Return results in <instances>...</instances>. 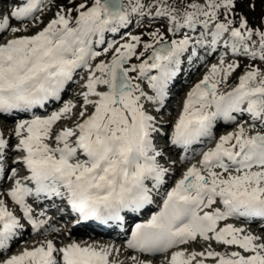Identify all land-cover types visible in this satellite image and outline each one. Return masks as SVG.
<instances>
[{"label": "snow or ice", "instance_id": "6c2138e0", "mask_svg": "<svg viewBox=\"0 0 264 264\" xmlns=\"http://www.w3.org/2000/svg\"><path fill=\"white\" fill-rule=\"evenodd\" d=\"M238 3L68 0L44 24L53 0H0V114H31L16 122L11 147L0 131V177L12 181L0 192V264H126L115 245L48 238L63 233L46 210L34 214L28 201L42 197L65 202L80 220L120 223L122 213L139 212L159 197V211L135 223L124 245L135 253L126 257L131 264H152L147 255L169 252L162 264H264V235L227 222L264 220V17L261 26L252 25ZM28 22L39 30L19 34L29 31ZM134 22L137 34L126 31ZM122 31L123 42L105 40L106 33ZM217 53L218 62L187 92L170 137L186 153L205 141L214 146L194 153L200 159L161 192L177 161L161 163L165 150L155 136L162 126L149 105L162 109L185 58L207 63ZM82 69L76 121L57 130L58 121L76 115L73 100L47 115L35 110L60 103ZM234 114L248 120L237 122ZM220 120L236 127L217 138ZM9 150L23 153L11 164L23 165L26 175L6 167ZM189 159L186 154L179 163ZM22 221L44 239L11 252L27 230ZM198 238L206 246L190 251L187 245ZM213 242L226 250H215Z\"/></svg>", "mask_w": 264, "mask_h": 264}, {"label": "rangeland", "instance_id": "374dc122", "mask_svg": "<svg viewBox=\"0 0 264 264\" xmlns=\"http://www.w3.org/2000/svg\"><path fill=\"white\" fill-rule=\"evenodd\" d=\"M58 2L60 4H68V0H66L64 2V0H58ZM79 2H82V0H76V3H79ZM55 3H56V0H53V5L51 6V10L49 11H46L43 15H42V19L44 22H47L50 18H52L57 10V7L55 8ZM29 31L27 33H35L36 31H38V27H33L31 26V22L29 23ZM19 26V25H18ZM39 27H43V25H39ZM19 34H22V33H19ZM105 58V57H103ZM201 72H199L197 75H200ZM134 75V74H133ZM203 78V76H201ZM68 100H73L74 103L77 104V107L75 109H73V111L76 113V115L72 116L71 119H67V118H62L61 120V124L62 125H66V123H68L69 125H71L73 122H75V118L76 116L78 115L79 111H80V107H79V100L76 96H72L70 95L69 97H67ZM178 103V102H177ZM176 103V100L173 99L171 100V105H175L174 108H173V111L176 109V107L178 106V104ZM163 116H167L168 113H162ZM224 251V250H223Z\"/></svg>", "mask_w": 264, "mask_h": 264}, {"label": "trees", "instance_id": "16d2710c", "mask_svg": "<svg viewBox=\"0 0 264 264\" xmlns=\"http://www.w3.org/2000/svg\"><path fill=\"white\" fill-rule=\"evenodd\" d=\"M256 7L259 11H264V0H257Z\"/></svg>", "mask_w": 264, "mask_h": 264}, {"label": "bare ground", "instance_id": "6f19581e", "mask_svg": "<svg viewBox=\"0 0 264 264\" xmlns=\"http://www.w3.org/2000/svg\"><path fill=\"white\" fill-rule=\"evenodd\" d=\"M256 231L259 233V228H257Z\"/></svg>", "mask_w": 264, "mask_h": 264}]
</instances>
